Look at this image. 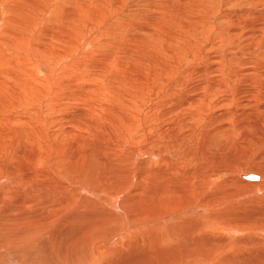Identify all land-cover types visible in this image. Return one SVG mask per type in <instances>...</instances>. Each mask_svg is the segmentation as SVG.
I'll list each match as a JSON object with an SVG mask.
<instances>
[{"label": "bare ground", "instance_id": "bare-ground-1", "mask_svg": "<svg viewBox=\"0 0 264 264\" xmlns=\"http://www.w3.org/2000/svg\"><path fill=\"white\" fill-rule=\"evenodd\" d=\"M237 1L239 2V0H237ZM244 1H246V0H244ZM248 1H250L252 4L254 3V4H258V5H264V0H247V2ZM115 4H114V6H115ZM119 5H122V4L120 3ZM160 6L162 7V5H160ZM160 6H158V7H160ZM164 6L166 7V5H164ZM167 6H169V5H167ZM75 7H77V8H75ZM107 7L111 8L112 3H110V1L108 3L107 2L105 3L104 0H103V2H102V0H97V1L96 0L95 1L94 0H0V70H1V72H0V120L1 121L0 122H3L2 118H4V116L2 115L3 109L5 110V108H8L9 106L12 107L17 102L25 100V99L26 100L35 99V101L38 102V98H41L43 100V97H44V98H46L45 101L48 100L47 104L50 105L49 107H51V109H58V108L60 109L61 106H64L65 104L70 106L71 103L70 104L68 103V101H70V99H75V101L77 100L78 105H80L81 101H82L81 97H84L86 99L85 96L91 97V95H93L92 93H94V90H95L94 86L89 87L85 84V86H87L90 90H86L87 88L85 86L83 88H86V89L83 90L81 88L82 90H80V89L78 90L77 88L81 83L79 85L77 84L78 86L76 87V89L75 88L73 89L74 86H71V85L74 83L82 82L83 80H88V81L92 80L91 81V83H92V82H94L93 81L94 79L95 80H96V78L98 79V77L101 75V74H99V72L104 67L102 64L103 61L101 62V59L104 60L106 58H104L105 55L103 56V54L96 53L100 47L99 48L95 47L96 48L95 49L93 46H91V48H89V50H90L89 54L93 53V56H94V54L98 55V56H94L93 59L91 58V60H90L89 54L86 55L88 58L83 59L81 57H83V51L88 49V48H86L85 50L82 51V49L85 48V47H83V45H87V42L89 41L88 39H91V37H90L91 32L89 30V27L96 25L97 23H99L98 21L100 19L102 20L107 15V13L109 12V9H107ZM162 8H164V7H162ZM174 8H176V7H174ZM90 11H92V14L88 13ZM151 11H153V10L151 9ZM180 11L181 10L175 11L174 9L167 10V12L156 13L158 15L155 14L156 16L148 18V23H146V25H147L146 30L148 32V38H147V40H144V41H147V44L150 43L151 45H153L154 43H156V45H158V41H162L166 44L165 46H167L168 42L169 43L170 42H177L176 37L174 38V35L171 33L168 26L172 23H179L180 22L179 19H174V15H177L178 18L179 17H181V18L185 17L184 14L183 15L181 13L177 14V12H180ZM189 16H187L185 19L189 18ZM193 18H194V16H193ZM263 19H264L263 16H260V17L254 18L252 20H256L259 23V21H262ZM234 21L235 22L232 21L234 23V27L231 30H229V33H228L229 34L228 36H230L231 39L234 38L233 44H236L237 46H239V48L248 49V43H250L253 45V51H254L255 55L259 58H263L264 54L260 51L259 48L264 46V36H263L264 24H263V26H261L262 25L261 22L259 24H257V23L255 24L254 22L251 23V25L255 26V29L257 27H260V29H261V31H259L258 36L255 34V32H254L253 36H251L252 33L250 31H248V32L245 31L246 27H249L248 25H246V22H244V21L241 22L239 20H234ZM47 22H51V23H49V26L46 27L44 25ZM128 25H130L128 20L123 19L122 21H120L118 23V25L116 27L114 26V27H109L108 29L107 28L106 29L109 30V32L110 31L112 32V33L110 32V34H112L111 36H114L116 34H120L119 32L122 31V29H119V28L125 27L124 29H126V27ZM137 27H139V26H137ZM35 28L38 29V32H39V36H37V37H33L34 32L32 34V30ZM171 28H172V26H171ZM128 29H129V31L131 30L130 27ZM128 29H127V31H128ZM173 30H176V29H173ZM136 31H138V30H135V32ZM161 31L163 33H160ZM103 33H105V32H103ZM138 33H139V31H138ZM140 33H141V31H140ZM122 35H124V33ZM128 35L130 36V34H128ZM135 35L137 38L136 33H135ZM135 35H132V36H135ZM139 36H140V34H139ZM139 36H138V39H139ZM179 36H180V34H179ZM117 37L122 38L119 40H122V41L127 43L126 40H123V37H120L119 35ZM108 39H109V36L107 37L104 34H103L102 38L100 39V45H101V47L105 46L104 49L106 48L107 45H109V43L107 42V41H109ZM113 39H116V38H113ZM132 39H133L132 41H134L135 38L132 37ZM138 39H136V40H138ZM140 39H141V37H140ZM3 40H7L8 42L4 43ZM116 40H118V39H116ZM141 40H143V39H141ZM122 41L121 42L117 41L114 44L116 46L115 48L121 47L122 45L128 46L129 44L131 45V43H132L130 41L129 44H125ZM128 42H129V40H128ZM122 43H124V44H122ZM141 44H142V42H141ZM141 44H138V45L141 46ZM145 44H146V42H145ZM217 44H219V43H217ZM110 46H112V48H114L113 45L110 44ZM135 46H132L131 49H134L135 51L138 52V50H136L137 48ZM86 47H89V46H86ZM142 47H144V46H142ZM142 47H139L140 48L139 52H141L143 50V49H141ZM145 48H146V46H145ZM167 48L168 47H166V49ZM118 49H120V48H118ZM134 50H131V51H134ZM187 50H189V49H187ZM175 51H176V49H175ZM105 52H103V53H105ZM177 52H178V50H177ZM129 53H130V51H128L127 54H129ZM133 53H135V52H133ZM157 53H159V52H157ZM137 54H140V53H137ZM101 55L103 56L104 59L101 58L102 57ZM133 55H135V54H133ZM171 55L173 56L172 52L169 51L167 54H165V56L167 58L165 56L164 57L157 56V58L155 57L154 59H152L150 61L146 58V56H144L145 61L147 59V66H148V63L151 64V61H152V64L155 67V72H153L152 75L154 76L156 81H154L155 83L149 85L150 87H148V91L152 92L153 90H156V89L163 91L166 84H168L169 79H168V77H165V76L168 73V70L172 66L169 63V58H173ZM123 56L128 57L126 55H123ZM105 57H107V55ZM110 57L111 56L109 55L108 59H107L108 61H109V59L111 60ZM138 57H139V55L136 58H138ZM129 58H131V57H129ZM165 58H166V60H165ZM177 58L178 57H176L174 59H177ZM119 59L120 58H118V61H116V59H115V60L111 61L110 63H113L114 67L116 65H118L120 67V65H121L120 60L121 59L120 60ZM123 59H124V57H123ZM142 59H144V58H142ZM234 60H235V58H234ZM135 61H136V59L134 60V62ZM258 62H261V61H258ZM135 63H137V62H135ZM122 64H123V62H122ZM128 64H130V63H128ZM105 65H109V64L107 63ZM169 65H170V68H169ZM262 65H260V63H259L255 67L256 72L252 74V76H254V83L255 84H256L255 79H256V77L258 78L259 83L257 82V86L256 85L255 86H256V89L258 88V86H260V90L262 88H264V73L262 74V77L260 75V68ZM118 66H116L115 68H118ZM153 66H152V69H153ZM262 68H264V67H262ZM120 69H121V67H120ZM107 70H105V71H107ZM116 70L117 69H115L114 72H116ZM114 72H113V74H115ZM174 72H176V71L174 70ZM242 72L243 71H241L240 73H242ZM233 73L236 74V69L233 70ZM109 75L112 76L111 73ZM115 75L117 76L119 74L117 73ZM242 75L240 77H242ZM102 76H105V75H102ZM56 77L57 78L63 77L66 79H60L59 80L60 82L55 83ZM115 78L116 77H114V79ZM119 78H120V76H119ZM5 79H7L8 81H6ZM88 81H85V82L87 83ZM96 81H98V80H96ZM247 81L249 82V80H247ZM250 81H252V80L250 79ZM101 82H102L101 86L98 85V87L100 86V88H102L104 90L108 81H106L104 79V80H101ZM115 82H113V80H111V81L109 80V82H108L110 84L109 88H113V85L115 84ZM147 82H149V81H147ZM116 83H118V82H116ZM122 83H123V81H122ZM124 83L129 84V82H127V83L124 82ZM234 84H236V83H234ZM83 85H84V83H83ZM83 85L81 84L80 86L82 87ZM93 85H95V84H93ZM117 85L118 86H116V87L119 88L120 91L116 90L117 92H114V93H116L114 97L117 96V98L119 100H121L124 96L122 91L125 92V90H127V88L125 86H123L121 83H119ZM210 85H211V81L208 83V86H210ZM208 86L206 85L205 87L207 89H211V90L218 89V88H212V87L208 88ZM229 86H230V84H229ZM250 86H253V85H250ZM128 87H130V86H128ZM176 87L177 86L170 87L169 89H167V91L165 93L166 94L165 98H163L160 101L161 105H163L167 102L166 103L168 105L167 108L170 107L172 104V107L167 109V111L166 110L162 111L164 119H165V117L169 116L172 113L173 114L177 113L178 108H181L178 104L172 103V94H170V93H171V91L174 90L173 88H176ZM248 87H249V85H248ZM184 88L190 89L192 92L195 90L203 89V84H197V86H190V87H184ZM177 89H179V88H177ZM92 90H93V92H92ZM180 90H181V88H180ZM98 91H99V89H98ZM95 92H97V90ZM173 92H176V91H173ZM184 92H186V91H184ZM128 94L129 93H127V95ZM127 95L124 98L128 97ZM149 95H151V94H149ZM188 95L189 94H187V96ZM205 95H207V94H205ZM130 96H132V94ZM112 97H113V94H112ZM112 97L109 98L110 101H111ZM155 98H157V97H155ZM62 99H67V100H65V102H64V100L62 101ZM91 99H93V98H91ZM94 99H97V98H94ZM79 100H81V101L79 102ZM88 100H86V102ZM106 100H108V99H106ZM113 100L115 101L116 99H113ZM186 100H188L187 102L189 105L195 104V105L199 106V108L204 107L203 105L200 104L201 100L199 101L198 99H196L194 97H192V98L189 97ZM72 101H74V100H71L70 102H72ZM83 101H85V100H83ZM89 101H88V104H86V105L84 104L86 106L85 112L87 111L86 109H89L90 111H93V110L95 111V108L99 109L100 106L98 107L97 102L96 103H91V102L89 103ZM116 101H118V100H116ZM130 101L132 102L133 100H131V98H130ZM224 101L222 103H224ZM248 101H250V100H248ZM92 102H94V101H92ZM106 102H108V101H106ZM121 102H119V105L121 104ZM124 102H127V100ZM252 102H253V100H252ZM19 103H17V104H19ZM44 104H45V102H44ZM117 104H115V105H117ZM127 104H129V103L127 102ZM249 104H251V103H249ZM78 105L76 104V107ZM84 105H83V108H84ZM29 106H32V105L30 104ZM73 106H75V105L73 104ZM110 106L112 107V105H109V107ZM127 106H129V105H127ZM114 107L116 108V106L113 105V108ZM155 107L156 106H154V109H155ZM261 107H262V110L264 111V104H262ZM62 108H64V107H62ZM104 108H106V107H104ZM156 108H158V107H156ZM45 109H47V107ZM73 109H74V107H73ZM131 109H132V107H131ZM134 109H135V107H134ZM134 109H132V110H134ZM164 109H166V108H164ZM60 110H63V109H60ZM64 110H65V114L63 111L64 115H66L68 112H69V114H71L69 110H67V111H66V109H64ZM70 110H72V108ZM107 110H109V109H107ZM107 110H105V111H107ZM110 110H112V108H110ZM122 110H124V109H122ZM55 111L57 112V110H55ZM74 111H76V109ZM80 111L82 112L81 109H80ZM112 111L115 112L116 109L115 110L113 109ZM112 111H110V112H112ZM124 111H126V110H124ZM77 113L80 114V112H77ZM77 113L74 112V115ZM97 113H99V112H97ZM106 113L107 112H105V114H103L104 117L109 118ZM130 113H131V110H130ZM244 113H246V112H244ZM54 114H55V112H54ZM69 114H68V116H69ZM92 114L93 113L91 112L90 118L92 119V117H93L94 119H92V120L94 121L96 119L94 116H92ZM117 114H119V112H117ZM31 115L34 116V114H31ZM72 115H73V113H72ZM82 115H85V118H87L86 115H88V114L82 113L81 116L79 115V118L82 117ZM110 115L112 116L113 113L112 114L110 113ZM115 115L116 114H114L113 116L115 117ZM223 115H225V114H223ZM11 116H12V114H11ZM68 116L66 115L65 117L67 118ZM128 116H127V118H128ZM155 116H157V115H155ZM240 116H242V115H240ZM250 116H252V115H250V114H249V116L246 115L245 122L238 124L237 127L234 126L236 130L234 129V127L231 128L229 126H220L218 128L217 132L221 131V136L224 138L228 137L229 135H231L233 133L232 129H233V131L240 132L244 128H247L249 126L250 123H249L248 118H250ZM9 117H10V115L8 117H6L7 120L12 119ZM34 117H29V118L35 119L39 116H37L35 118ZM55 117H56V115H55ZM55 117H53V118H55ZM59 117L61 118L60 115H59ZM65 117H63V119ZM70 117L72 118L71 115L69 116V118ZM88 117H89V115H88ZM101 117H103V116H101ZM101 117H99V118H101ZM125 117H122L119 114V117L117 118V121L119 122L121 129H123L125 126L128 127L129 125H131L130 123L132 120L130 119L131 120L130 121V120H128L129 118L127 119ZM220 117H221V115H220ZM17 118H19V117H15V120H17ZM74 118H77V117H73V119ZM134 118H135V116H134ZM13 119H14V117H13ZM22 119H23V121L26 120L24 117H22ZM55 119L57 120V118H55ZM104 119H106V118H104ZM198 119H200V118L198 117ZM251 119H250V122L252 121ZM41 120H44V119L42 118ZM87 120L90 121L88 118H87ZM87 120H85V121H87ZM100 120L97 117V121H99L97 123H100ZM26 121L27 122H24V123H30L28 121V119ZM35 121H36V119H35ZM72 121L70 120L71 123H73ZM13 122H11V123H13ZM15 122H18V121H15ZM62 122L63 121H61L60 124H62ZM95 122L96 121H94L93 123L95 124ZM153 122H156V121H153ZM181 122L183 125H185L183 128L181 127L182 125L180 124V122H176L169 129H166V130H170L174 134L173 136L175 137V140H172V141L170 140V142L172 144L178 143L177 142L178 138L181 139L182 134L184 132L186 133V131L188 132L189 128H191V126H190L191 124H189V122L187 120H182ZM33 123L34 122H32V124ZM65 123L63 122V124H65ZM76 123H74V125ZM79 123L84 125L83 123H81V121L78 122V124ZM91 123H92V121H91ZM106 123L107 122H105V124ZM113 123L116 124L117 122L113 121ZM67 124H69V122H67ZM94 124H93V126H95ZM102 124H104V123L102 122ZM0 125L2 127H4L3 124H0ZM10 125H15V123L10 124ZM26 125H24V126H26ZM91 125L92 124H90V126ZM116 125L119 126L118 123ZM132 125H134V124H132ZM5 126H7V125L5 124ZM21 126H23V125H21ZM115 126H113V129L116 128ZM12 127L14 128L16 126H12ZM35 127H36V125H35ZM54 127H55V125H54ZM54 127H52V129ZM67 127H66V129H68V131L66 129H64L65 131L60 130L61 131L60 133H56L55 131H51L50 136L46 135V131H45L46 128L44 130L45 134L42 133V131L39 128L38 132L41 131V133L44 135H39V133H38V136L35 139L30 138V140H27V141H32L34 143H37L38 146H40L42 149H45L44 151H50L49 150L50 148L55 147L54 149L57 152V155H55V156L54 155L53 156L52 155H45L44 153H35V152L33 153V152L26 151L25 150L26 148L24 149L20 146L21 143L19 141H18L19 142L18 145H17V143H15L17 139L13 138L15 142L11 141L10 136L7 135L5 133V131L0 129V264H194V261H196L198 259V256H203L204 260H206V259L213 260L214 259L213 255H215L217 251L220 252V249H222L223 245L224 246L229 245V244H225V243L223 244V243H219V242H215V244H211V242L209 240L206 242V241H203L204 238L202 240L200 239V235L202 233V227L204 228L208 219L210 217H213V215L211 214L208 218H205V217L200 218L201 217L200 215H202V214L200 212H197V211H199L198 207L190 202L192 197L190 198L189 196L193 195L194 194L193 192H195V191H191V190H193V189H191L193 187H190V189H191L190 190V189H188L189 188V186H188L189 182L185 186V185H182V184H184L183 181L175 180L177 178L173 179L170 177L171 176L170 174H172V176L175 177L176 176L175 174L178 173V170L175 166L174 167L170 166L169 168L163 167V166H159L157 168L149 167V171H148L149 174L148 175L150 177V180L148 181V186H147L148 189L142 188V190L145 191V194H146V196L144 195L143 198L142 197L140 198V196L143 194L142 193L140 195L142 190H140V192H138L139 194H137L136 190H138V189L134 190L135 192L133 191V193L127 195L126 200L120 201L118 203H117V201H115V203L112 201V203L110 204V202H108L107 200L102 201L101 198L100 199L98 198V196L97 197L94 196V191L92 190L93 192H91L88 187H91V186L102 187V189H106L111 194H115V195L118 194V196H117L118 198L121 197L119 195H121V193H123V192L120 193L119 187L122 186L124 184V182H126V180H124V179L127 176L124 175V177H123L124 179H122V180H118V179L116 180L117 176L114 177L112 175L113 178H111V176H110V179L112 181L109 184H107V186H106V183H107L106 181H109L108 178L106 179L102 174L99 175L97 169L94 170L95 169L94 160L96 161V155H98L97 152H98L99 148L95 145L93 146L90 144V142L92 143L93 138H91L92 140L89 139L90 140L89 143L88 142L86 143V141L84 140V139H86L85 138L86 136H84L82 134V132L80 133V135L84 136L82 138H84L83 140L85 142L82 141V138L80 140H78L79 145H80L79 148L82 149V151H83V158L82 159L80 158V160L82 162L80 160H78V161H79V163H82V164L81 165L77 164L73 160H71V154L68 155L69 154L68 151L70 152L69 149L72 147H68V150H66L67 149L66 147L70 143L69 140H71V139L73 140V138H70V137H69L70 138L69 139L68 135H67L68 134L67 132H70L71 129H73V127L72 128H70V127L67 128ZM82 127L86 128L85 125ZM98 127H101V126L99 125ZM98 127H96L97 130H99ZM105 127L106 126H104V128ZM120 127H119V129H120ZM127 127H125V128H127ZM154 127H156L155 124H154ZM36 128H38V127H36ZM36 128H34L33 130H36ZM69 128H70V130H69ZM104 128H101V129H104ZM107 128H110V127H107ZM107 128H106V130H108ZM15 129H14V131H15ZM78 129H80V128H78ZM90 129H92V126ZM237 129H239L240 131ZM4 130H6V132H7V129L4 128ZM20 130H21V128H20ZM117 130L118 129L116 128V131ZM124 130L126 131V129H124ZM128 130H130L129 127H128ZM30 131H31V129H30ZM73 131H76V130H73ZM93 131H95V129ZM103 132L106 133L105 131H103ZM108 132H109L108 133L109 135H110V132H111V134L113 133L112 129H111V131H108ZM118 132L120 134L119 130H118ZM165 132H167V131H165ZM165 132H164V134H165ZM169 132H167L166 134H168ZM12 133H13V131H12ZM16 133H18V132H16ZM76 133H78V131ZM121 133H124V131ZM27 134H29V133H27ZM95 134H97V133H95ZM116 134H117V136L119 135L117 132H116ZM129 134L132 135V132ZM12 135H15V134L13 133ZM72 135H74V134H72ZM112 135H114V134H112ZM152 135H149V138ZM18 136H19V134H18ZM114 136H112L113 139H114ZM125 136H126V134H125ZM125 136H123V137L125 138ZM133 136H134V134H133ZM88 137H89V135H88ZM184 137H189V135L185 134ZM74 138H77V137H74ZM77 139H79V137ZM163 139H165V138H163ZM67 140L69 141V143L67 142ZM167 140H168V138H167ZM21 141H23V140L21 139ZM74 142H75V140H74ZM154 142L155 141H153V143ZM156 142H157V140H156ZM162 142H163L162 144H165L164 141H162ZM226 142H227V140H226ZM229 142H227V143H229ZM71 144L74 146L75 143H73L71 141L69 146H71ZM28 145H29V143H28ZM180 145H178V146L180 147ZM168 146H170V145H165L161 150L168 148ZM159 147L161 148L162 146H159ZM152 148H150V149L148 148L149 151L150 150L152 151L149 155L150 158L153 159L156 156H160V155L156 154L155 148H153V149ZM76 149H74V150L76 151ZM177 149H179V148H177ZM63 150H65V151L63 152ZM173 150H174V148H173ZM185 150H188V149H185ZM27 152H29V153H27ZM61 152H63L64 154L66 152L67 155L62 154L63 155L62 156V155H60ZM72 152H74V151H72ZM49 153H52V152H49ZM179 154H180V152H179ZM99 155H100V153H99ZM189 155L191 156L190 152H189ZM54 158H55V160H54ZM56 158H58V160ZM155 159H157V158H155ZM56 160H57V162H56ZM97 160H98V158H97ZM148 160H150V159H148ZM159 160H160V158H159ZM53 161H55V163H58V161H59V163L62 165V170L61 171L59 170L60 173L55 171L58 173V175H57L58 177L54 176V174H53L54 169L53 170L51 169L52 167H54V164H55ZM165 162H166V160H165ZM168 162L170 163V161H168ZM192 162H194V161H192ZM52 164H53V166H52ZM187 164H188V162H187ZM243 164L244 163L241 161L238 165H240L239 167H241V165H243ZM40 165H43V166L46 165L47 169L39 170L38 168H41ZM106 165L108 167L105 170H108V171L112 170V169H110L111 166H113L112 164L111 165L106 164ZM115 165H114V167H115ZM197 165H199V164H197ZM202 165H204V164H202ZM197 167L200 168L201 163H200V167L199 166H197ZM44 168H42V169H44ZM48 169H50V170H48ZM56 169L57 168H55V170ZM194 169H195V167H194ZM181 171H182V169H181ZM181 171H179V172L181 173ZM195 172L198 173L197 171H195ZM189 174H190V172H189ZM201 176H202V174H201ZM207 176L208 175H206L205 179H207ZM118 178H120V177H118ZM129 178H131V177H129ZM129 178L127 180L128 183L130 182ZM200 180L203 182L202 179H200ZM207 180H205V181L207 182ZM237 180L242 185L243 184L256 185L259 182H260V184H262V182L264 181V162L261 164H258V166H256V167H253L252 170H249V171H248V169L244 170V169L240 168L239 174L237 176ZM251 181H259V182H251ZM185 182H186V180H185ZM193 182H195V181H193ZM196 182H195V184H196ZM202 182H200V183H202ZM262 185H264V184H262ZM191 186H194V185H191ZM196 186H198V185H196ZM245 187H246V185H245ZM195 189L198 191L199 187H197V188L195 187ZM74 190L86 192V194H90L93 197L92 196L91 197L84 196L82 199H80V203H78V201L74 202L72 199L73 203H71L70 202V198H71L70 194H72V192ZM190 191L192 193H190ZM62 194H64L65 197H59ZM73 194H75V195H72L74 197H76V196L81 197V195L78 193H73ZM97 194H99V193H97ZM100 196L101 195H99V197ZM211 197H212V195H211ZM113 199L115 200L116 198L113 197ZM212 200H214V199H212ZM75 201H76V198H75ZM107 202L109 203L108 206H103V204L104 203L106 204ZM224 211H226V210H223L221 212H216V213L220 214V213H223ZM223 214H225V215H223ZM223 214H221L222 217L228 216V214H226V213H223ZM260 214L262 215V213H260ZM181 216H184L186 218L185 221H181L179 219ZM172 220L176 221V222H174L175 224L170 222ZM153 226L154 227L155 226L156 227H165L166 230L162 234H154L148 238V233H150V230H151L150 227H153ZM223 228H225V227H223ZM259 239L257 238L256 241H254L256 244L253 243L252 239H250V242L247 241V243L248 242L253 243L254 245H257V243H259L257 245V247H259V245H261V246L263 245L262 248L264 249V244H260ZM241 240H242V238H241ZM235 242H237V241H235ZM243 243L244 242L239 241V242L233 243V244H235L236 246H238V245L240 246ZM261 246L258 248L259 251H260ZM240 247H242V245ZM253 247H255V246H253ZM248 248L249 247H247V250H248ZM223 249H224V247H223ZM230 249H233V248H230ZM230 249H228V251ZM244 249H243V247L241 248V250L238 249V251H236L237 253H235V252L230 253L229 252L226 254H223V253L220 254L218 252L220 255H215L218 257L217 259H215L212 262L209 260H206V261H208L209 263H214V264H264V250L261 249L260 252L255 251V253H250L247 251L246 252L243 251ZM236 250H237V248H236ZM212 257H213V259H212ZM195 264H203V263L198 262Z\"/></svg>", "mask_w": 264, "mask_h": 264}, {"label": "rangeland", "instance_id": "rangeland-1", "mask_svg": "<svg viewBox=\"0 0 264 264\" xmlns=\"http://www.w3.org/2000/svg\"><path fill=\"white\" fill-rule=\"evenodd\" d=\"M109 1H110V3H112V7L111 8L107 7V9H109V12L103 18L104 20L100 19L98 21L99 23H97L94 26L89 27V30L91 32V36H90L91 39H88L89 41L87 42V45H83V47H85V48H83L82 51L85 50L86 48H88V49L83 51V57H81V58H83V59L88 58L86 55H88L90 53L89 48H91V46H93L94 48L100 47L96 53L103 54V56L107 55V57L104 56V58H106V59H104L103 56L101 55L102 56L101 58L104 59V60H102L100 58L101 62L103 61L102 64L104 67L99 72V74H101V75L98 77V79L96 78V80H98V81H96L94 79L93 80L94 82H92V83L95 84L97 87H98V85L101 86V84H102L101 80H104V79L108 82H109V80L110 81L113 80V82L116 81L118 83L115 82V84L113 85V88H109L110 84L107 82L104 90L102 88H100V86L97 88L95 85H93L91 83L92 80H89V81L83 80L82 82L74 83L75 85L74 84L71 85V86H74L73 89L74 88L76 89V87L80 83L82 85L84 83V85L82 87L80 86L81 84L78 86V88H77L78 90L79 89L84 90L86 88H87L86 90H90L87 86H89V87L94 86V88H95L94 93H92L93 95H91V97L85 96L86 99L84 97H81L82 101L79 100V102L81 101V104L79 103L81 106L78 105L77 100L75 101V99H70V101L74 100L75 102L74 101H72V102L68 101V103L69 104L71 103L72 105L70 104V106H68L67 104H65L64 106H61L60 109H63V110H60L59 108L58 109H51V107H49L50 105L47 104L48 100L45 101L46 98H44V97H43V100L41 98H38V102L35 101V99H29V100L25 99V100L19 101L20 103L17 102L19 104L16 103L12 107L9 106L8 108H5V110L3 109L2 115L4 116V118H2L3 122H0V124H3L4 127H2L0 125V129L5 131V133L10 136L11 141L15 142L14 139H17L15 143H17V145H18V143L20 142L22 144V145L20 144V146L24 149L26 148L25 149L26 151L33 152V153L34 152L35 153H44L45 155H52V156L54 155L55 156V155H57V152L54 149L55 147L50 148L49 149L50 151H44L45 149H42L40 146L37 145V143H34L32 141H27V140H30V138L35 139L38 136V133H39V135H44L45 134V132H44L45 128H46V130H45L46 135L50 136L51 131H55L56 133H60L61 131H65L64 129H66L67 126L70 128L73 127V129H71L72 132L71 131L67 132L68 133L67 135H68V138L69 137L73 138V140L72 139L69 140L70 138L68 139L70 141V143L72 141L75 144H74V146L72 144H71V146H69L70 143L67 140L69 145H67L66 150H68V147H72V148L74 147L73 149L72 148L69 149L70 152L68 151V153H69L68 155L71 154V160H73L75 163L80 164V165L82 163H79L78 160H80V158L81 159L83 158V151H82V149L79 148L80 145H79L78 140H80L82 137L86 136L85 137L86 139L82 138V141L85 140L86 143L87 142L89 143L90 140H92L91 138H93V141H92V143L90 142V144L93 146L94 145L97 146L99 148L98 152L100 153V155H99V153L97 152L98 155H96V161L94 160V164L96 165V166L94 165V167H95L94 170L97 169L99 175L102 174L106 179L108 178L109 181H106L107 182L106 186H107V184H109L112 181L110 179V176H111V178H113L112 175L114 177L117 176L116 180L117 179L122 180V179H124L123 178L124 175L127 176L124 179V180H126V182H124V184L119 187L120 193L123 192V193H121V195H119V196H121L119 198L117 197L118 194L117 195L111 194L106 189H102V187H98V186L97 187H95V186L88 187L91 192L94 191V196H96V197L98 196V198L99 199L101 198L102 201L107 200L108 202H110V204L112 203V201L114 203H115V201H117V203H118L120 201L126 200V196L133 193V191L136 189H138V190H136L137 194H139L138 192H140V190H142V188L148 189V187H147L148 181L150 180V177L148 175L149 174V172H148L149 167L157 168L159 166H163V167L169 168L170 166H172V167L175 166L178 170V173L175 174L176 175L175 177L172 176V174H170L171 176L170 175L169 176L173 179L177 178L175 180L183 181L184 184H182V185H185V186L189 182V184H188L189 188L188 189H190V187H193V188H191L193 190H191V189L190 190L195 191L193 193L194 194L196 193V194L195 195L193 194L194 196L193 195H190V196L188 195V196L190 198L192 197L190 202L198 207L199 211H197V212H200L203 215V216L200 215L201 216L200 218H204V217L208 218L211 214L213 215V217H210L208 219V221L205 225L206 227L205 226H204V228L202 227V233L200 235V239L202 240L204 238L203 241H206V242L209 240L211 242V244H215V242H219V243H223V244L224 243L229 244V245H225V246L223 245L222 249L224 247L225 250L220 249V252L217 251L215 255H220L222 253L226 254L229 252L230 253H234V252L237 253L236 251H238V249L241 250L242 247H243V249L245 248L243 251H245V252L247 251L250 253H255V251L260 252L261 249L264 250L262 248L263 245L262 246L259 245V247L261 246L260 251L258 249L259 247H257V245L259 243H257V245H254V244H256L254 241H256L257 238L258 239L260 238L259 239L260 244H264V241H263L264 240V185H262V184H264V181L262 182V184H260L259 181H251V182H259V183L256 185H249V184L248 185L247 184L242 185L237 180V176L239 174L240 168H242L244 170L248 169V171H249V170H252L253 167H256V166H258V164H261L264 162V111L262 110V107H261V105L264 104V93H263L264 88H262L260 90V86H258V88L256 89L257 82L259 83V81H258V78L256 77V79H255L256 84H255L254 83V76H252V74L256 72L255 67L259 63H260V65L263 64L261 66V68L264 67V57L259 58L255 55V53L253 51V45L252 44L247 42L248 43V49L239 48V46H237L236 44H233L234 38L231 39L230 36H228L229 30H231L234 27V23H233V22H235L234 20L246 22V25H248L249 27H246L245 31L246 32L250 31L252 33L251 36H253V34L255 32V34L258 36L259 31H261L260 27H257L255 29V26L251 25V23L254 22L255 24L256 23L259 24L261 22L262 23L261 26H263L264 19L262 21H259V23H258V21L252 20V19L260 17V16H263V18H264V15H263L264 14V5H258V4H254V3L252 4L250 1L247 2V0L246 1L239 0V2L237 0H104L105 3L106 2L108 3ZM102 2H103V0H102ZM120 3L122 5H119ZM114 4H115V6H114ZM160 5H162V7H164V8H162ZM164 5H166V7ZM167 5H169V6H167ZM158 6H160V7H158ZM174 7H176V8H174ZM75 8H77V7H75ZM151 9L153 11H151ZM172 9H174L175 11L181 10L182 12L181 11L177 12V14L181 13L182 15L183 14L185 15V17H182V18L181 17L178 18L177 15H174V19H179L180 22L179 23H172L168 26L171 33L174 35V38L176 37L177 42H170V43L168 42L167 46H165L166 44L162 41H158V45H156V43H154L153 45H151L150 43L147 44V41H144V40H147V38H148V32L146 30L147 29L146 23H148V18H151V17L158 15L156 13L167 12V10H172ZM88 13L92 14V11H90ZM187 16H189V18L185 19ZM193 16H194V18H193ZM123 19L128 20V22L130 23V25H128V26L131 28V30L129 31L128 26L126 27V29H124L125 27L119 28V29H122V31L119 32L120 34H116L114 36H111L112 35V34H110L111 31L109 32V30H107V29L109 27H114V26L116 27L118 25V23L120 21H122ZM49 23H51V22H47L44 26H46V27L49 26ZM137 26H139L140 28ZM171 26H172V28H171ZM127 29H128V31H127ZM173 29H176V30H173ZM135 30H138L139 33H138V31L135 32ZM263 30H264V26H263ZM140 31H141V33H140ZM33 32H34V34H33ZM103 32H105V33H103ZM122 32L124 33V35H122L123 34ZM135 33L137 34V38H136ZM160 33H163V32L161 31ZM32 34H33V37L39 36L38 29H36V28L33 29ZM103 34L106 35L107 37L109 36V39H108L109 41H107L109 43V45H107L105 49H104L105 46L101 47V45H100V39L102 38ZM128 34H130V36ZM131 34L135 35V36H132ZM139 34H140V36H139ZM179 34H180V36H179ZM118 35L120 37H123V40H126L127 43L122 41V40H119L122 38H118L117 37ZM131 36L133 38H135L134 41H132L133 39ZM138 36H139V39H138ZM263 36H264V34H263ZM140 37L143 40H141ZM113 38H116L118 40L113 39ZM136 39H138L140 42ZM128 40H129V42H128ZM187 40L188 41L190 40L191 42L190 41L188 42ZM117 41H120V42L122 41L125 44H129L130 41L132 43H131V45L129 44L130 46L129 45L128 46L122 45L121 47L115 48L116 46L114 44ZM3 42L7 43L8 41L3 40ZM141 42H142V44H141ZM145 42H146V44H145ZM124 43H122V44H124ZM217 43H219V44H217ZM110 44L113 45L114 48H112V46H110ZM138 44H141V46ZM86 46H89V47H86ZM132 46H135L137 49L135 47L134 48L136 50H138V52L135 51L134 49H131ZM142 46H144V47H142ZM145 46H146V48H145ZM139 47H142L141 49H143L142 51L140 50L141 52H139V49H140ZM166 47H168V48L166 49ZM118 48H120V49H118ZM175 49H176V51H175ZM187 49H189V50H187ZM259 49L264 54V46L260 47ZM131 50H134V51H131ZM177 50H178V52H177ZM128 51H130L129 54L131 56L129 54H127ZM156 51L159 53H157ZM169 51L172 52L173 56L172 55L171 56L173 58H169V63H170V65H172L171 66L172 69L170 68V65H169L170 69L168 70V73L165 76V77H168V79H169L168 84H166V86H165L166 89L164 88L163 91L156 89V90H153L152 92H150V91H148V87H150L149 85L155 83L154 81H156L154 76L152 75L153 72H155V67L152 64V61H151V64L148 63V66H147V59L150 61V60L154 59L155 57L157 58V56L164 57L165 54H167ZM103 52H105V53H103ZM131 52L132 53L135 52V53H133L135 55H133ZM137 53H140V54H137ZM109 55L111 56L110 57L111 60L109 59V61H108L107 59H108ZM123 55H126L128 57H125ZM136 55L137 56L139 55V57L136 58L137 57ZM89 56H90L89 58L91 60V58L93 59L94 56H98V55L94 54V56H93V53H91V54H89ZM144 56H146V58H147L146 61H145ZM123 57H124V59H123ZM129 57H131V58H129ZM176 57H178L179 59L178 58L174 59ZM118 58L121 59V60L119 59L121 61V65H122V66L120 65L121 69L118 65H116V66H118L119 69L115 68L116 66L114 67L113 63H110L111 61H113L115 59H116V61H118ZM142 58H144V59H142ZM166 58H165V60H166ZM234 58H235V60H234ZM133 59L134 60L136 59L135 62H137V63H135ZM258 61H261V62H258ZM122 62H123V64H122ZM107 63L109 65H105ZM128 63H130V64H128ZM151 65L153 66V69H152ZM114 68L117 69L119 72L117 70H116V72H114L115 71ZM261 68H260V75L262 77V74L264 73L263 72L264 68H262V69ZM235 69H236V74L233 73V70H235ZM105 70H107V71H105ZM174 70L176 72H174ZM241 71H243V72L240 73ZM0 72H1V70H0ZM113 72L115 74L118 73L119 75L116 76L115 74H113ZM110 73L112 76L109 75ZM102 75H105V76H102ZM241 75H242V77H240ZM113 76L116 78L114 79ZM119 76H120V78H119ZM57 77L55 78L56 79L55 83L60 82L59 81L60 79H66L63 77H61V78H57ZM250 79L252 81H250ZM5 80L8 81L7 79H5ZM121 80L123 81V83ZM247 80H249V82ZM85 81H88L87 82L88 84ZM147 81H149L150 83ZM210 81H211V85L208 86V83ZM124 82H126V83L129 82V84H125ZM119 83H121L123 86H125L127 88V90H125V92L122 91L124 96L121 100H119L117 98V96L114 97L116 94L114 92L120 91V89L116 87V86H118L117 84H119ZM234 83H236V84H234ZM85 84L87 86H85ZM197 84H203V89L195 90V91L191 92L190 89L184 88V87H190V86H197ZM229 84H230V86H229ZM174 85L177 87L173 88L174 90L172 89L173 91H176V92L171 91V93H170V94H172V103L178 104L181 108H178L177 113H174V114L172 113L169 116L165 117V119H164L162 111H164V110L167 111V109L172 107V104L170 107L167 108V106H168L166 104L167 102L165 104L161 105L160 101L163 98H165V96H166L165 93H166L167 89H169L170 87H175ZM206 85L208 86V88L212 87V88H218V89H216V90L207 89L205 87ZM248 85H249V87H248ZM250 85H253V86H250ZM84 86L86 88H83ZM128 86H130L131 88ZM177 88H179V89H177ZM180 88H181V90H180ZM98 89H99V91H98ZM112 89L113 90L115 89V90L113 91ZM96 90H97V92H95ZM184 91H186V92H184ZM92 92H93V90H92ZM126 92L129 94L127 95ZM148 93L151 95H149ZM112 94H113V97H112ZM131 94H132V96H130ZM187 94H189L188 96L190 98L194 97V98L198 99L199 101L201 100L200 104L203 105L204 107L199 108V106H197L195 104L189 105L187 102L188 100H186L189 98L187 96ZM205 94H207V95H205ZM126 95L128 96V97H126L127 99L124 98ZM109 96L112 97L111 101L109 99L110 98ZM155 97H157V98H155ZM87 98L88 99L90 98L89 99L90 101ZM91 98H93V99H91ZM94 98H97V99H94ZM130 98H131V100H133L132 102L130 101ZM106 99H108V100H106ZM113 99H116L118 101H116V100L114 101ZM63 100L65 102V100H67V99H62V101ZM83 100H85V101H83ZM86 100H88L89 103L90 102L91 103L97 102L98 107L100 106L99 109L95 108V111L97 110L96 112L94 110L90 111L89 109H86L87 111L85 112V107H86L85 105L88 104V101L86 102ZM126 100L129 104H127V102H124ZM248 100H250V101H248ZM252 100H253V102H252ZM92 101H94V102H92ZM106 101H108V102H106ZM223 101H224V103H222ZM44 102H45V104H44ZM119 102H121L120 105H119ZM248 102L251 104H249ZM30 104L32 106H29ZM73 104L75 106H73ZM76 104L78 105L77 107H76ZM115 104H117L118 106ZM83 105H84V108H83ZM109 105H112V107L111 106L109 107ZM113 105L116 106V108L115 107L113 108ZM127 105H129V106H127ZM72 106L74 107V109ZM154 106H156L158 108L155 107V109H154ZM46 107H47V109H45ZM62 107H64V108H62ZM104 107H106L109 110H110V108H112V110L116 109V111L119 112L120 116H122V117L126 116L125 118H127V116L129 115L128 116L129 119L128 118L127 119L132 120V121L130 120L131 125L128 126L130 130H128L127 126H125L127 128L124 127L123 129H121L120 124L117 121L119 114H117L116 111L114 112L112 110H110V111H112V112H110L109 110H107ZM131 107H132V109H134V107H135V109L132 110ZM69 108L70 109L72 108V110H70ZM79 108L82 110V112L80 111ZM121 108L126 110L128 113L126 111L122 110ZM164 108H166V109H164ZM64 109H66V111L67 110L70 111L71 114H69V112H68L66 115L68 116V114H69V116L71 115L72 118L71 117L69 118V116L67 118L65 117L66 115H64L65 114ZM75 109H76V111H74ZM55 110H57V112ZM105 110H107V111H105ZM130 110H131V113H130ZM53 111L55 112V114ZM63 111H64V114H63ZM74 112H76V113L80 112V114L77 113V114H75L76 115L75 116ZM91 112L93 113L92 116H94L96 119V120H94V121H96L95 124L93 123L94 121L92 120L94 118L93 117H92V119L90 118ZM97 112H99V113H97ZM105 112H107L106 114L110 119L112 117L114 119L112 118L110 120L109 118L104 117L103 114H105ZM244 112H246V113H244ZM72 113H73V115H72ZM82 113H87L89 115V117H88V115H86V117L90 121H88L87 118H85V115H82V117L79 118V115L81 116ZM110 113L111 114L113 113V115L116 114L115 117L113 115L111 116ZM11 114L14 117V119L11 116ZM31 114H34L35 117H37V116H39V117L35 118ZM223 114H225V115H223ZM249 114L252 115V116H250V118H248L250 124L247 128H244L242 131L237 129L240 131V132H238V131H233V129H232V132L234 134L232 133L231 135H229L228 137H225V138L221 136V131L217 132L218 128L220 126H229L231 128L234 126L237 127L238 124L245 122L246 115L249 116ZM9 115H10L9 118H12L11 120H7V118H6ZM55 115H56V117H55ZM59 115L61 116V118L59 117ZM155 115H157V116H155ZM220 115H221V117H220ZM240 115H242V116H240ZM101 116H103V117H101ZM134 116H135V118H134ZM15 117H19V118H17V120H15ZM22 117H24L26 120L28 119V121L30 123H24L27 121L26 120L23 121ZM29 117H34L36 119V121H35V119L29 118ZM53 117L57 118V120ZM63 117H65V118L63 119ZM73 117H77V118L73 119ZM97 117L99 120L101 119L100 123H97V122H99V121H97ZM99 117H101V118H99ZM198 117L200 119H198ZM42 118L44 120H41ZM104 118H106V119H104ZM84 119L87 121H85ZM250 119L252 120L251 122H250ZM70 120L71 121L73 120L72 121L73 123H71ZM152 120L156 121V122H153ZM182 120H187L189 122V124H191L190 125L191 128H189L188 132L186 131V133L184 132L182 134L181 139L178 138V140H177L178 143L172 144L170 142V140L171 141L175 140V137L173 136L174 134L170 130H166V129H169L176 122H180V124L182 125L181 127L183 128L185 125L182 124V122H181ZM15 121H18V122H15ZM61 121H63L64 123L66 122V123L63 124V122H62V124H60ZM77 121L78 122L81 121V123H83L86 126V128L82 127L84 125H82L80 123L78 124ZM91 121H92V123H91ZM104 121L107 123L105 124ZM113 121L117 122L119 126L116 125L117 123L116 124L113 123ZM11 122H13V123H11ZM32 122H34V123L32 124ZM67 122H69V124H67ZM102 122L104 124H102ZM4 123L8 127L5 126ZM14 123H15V125H10V124H14ZM74 123H76L77 125L76 124L74 125ZM20 124L23 126L26 124L27 125L23 127ZM90 124H92L91 125L92 129L93 130L95 129V131L90 129L91 128ZM93 124L95 126H93ZM132 124H134V125H132ZM154 124L156 127H154ZM35 125L38 128H36ZM54 125H55V127H54ZM99 125L101 127H98ZM12 126H16V127L13 128ZM104 126H106V127L104 128ZM113 126H115L120 131V134H119L118 130L116 131L115 127H114L115 129H113ZM33 127L36 128V130H33L34 129ZM52 127H54V128L52 129ZM96 127H98L99 130H97ZM107 127H110V128H107ZM119 127H120V129H119ZM235 127H234V129H235ZM4 128L7 129V132H6V130H4ZM20 128L22 131L20 130ZM39 128L42 131V133H44V134H42L41 131L38 132ZM70 128H69V130H70ZM78 128H80V129H78ZM101 128H104V129H101ZM106 128L108 130H106ZM14 129L18 133H16L14 131ZM30 129L32 132L30 131ZM111 129L113 131L112 134H114L115 136L112 135L111 132H110L111 136L108 134L109 133L108 131H111ZM124 129H126L127 132ZM66 130L68 131V129H66ZM73 130H76V131H73ZM102 130L105 131L106 133H104ZM164 130L167 132H169V131L170 132L168 134H166L167 132H165ZM12 131L15 135H12L13 134ZM77 131H78V133H76ZM115 131L120 135V136L118 135L119 137L117 136ZM123 131L126 134V136L124 133H121ZM130 131L132 132V135L129 134V133H131ZM26 132L29 134H27ZM81 132L84 136L80 135ZM164 132H165V134H164ZM95 133H97V134H95ZM18 134H19V136H18ZM72 134H74V135H72ZM133 134H134V136H133ZM185 134H188L189 137H184ZM88 135H89V137H88ZM122 135L125 136V138ZM149 135H152V136H150L151 139L149 138ZM112 136H114L115 140L112 138ZM74 137H77V138L79 137V139L74 138ZM163 138H165V139H163ZM167 138H168V140H167ZM21 139L23 141H21ZM74 140H75V142H74ZM156 140H157V142H156ZM226 140H227V142H229V141L230 142L227 143ZM153 141H155V142L153 143ZM162 141H164L165 144H162L163 143ZM28 143L30 146L28 145ZM165 145H170V146H168V148H166L164 150H161ZM178 145H180V147ZM159 146H162V147L160 148ZM152 147L155 148L156 154L160 155V156L155 157L158 160L155 158L152 159L149 156L152 151L151 150L149 151L148 148L150 149ZM172 147L174 148V150ZM177 148H179V149H177ZM74 149H76V151ZM185 149H188V150H185ZM64 151L65 150H63V152ZM72 151H74V152H72ZM29 152H27V153H29ZM49 152H52L53 154L49 153ZM63 152H61L60 155H62V154L67 155L66 152H65V154ZM179 152H180V154H179ZM189 152L191 153V156L189 155ZM97 158H98V160H97ZM159 158L161 161L159 160ZM56 159L58 160V158H56ZM148 159H150V160H148ZM54 160H55V158H54ZM57 160H56V162H57ZM165 160H166V162H165ZM168 161H170V163ZM190 161L191 162L194 161V162L191 163ZM241 161L244 164L241 165V167H239L240 165H238V164ZM53 162L55 163V161H53ZM187 162H188V164H187ZM199 162L201 163L202 168L200 167ZM106 164H110V165L112 164L113 166H111V168H110L112 170H109V171L105 170L108 167ZM197 164H199V165H197ZM202 164H204V165H202ZM114 165H115V167H114ZM42 166L43 165H40L41 168H38V169L39 170L47 169L46 165H44L43 167ZM52 166H53V164H52ZM189 166L190 167L192 166V167L190 168ZM197 166H199L201 169L198 168ZM54 167L57 168L58 170L57 169L55 170ZM54 167H52L51 169L52 170L54 169V171H53L54 176L58 177L57 175H58V173H60L59 170L60 171L62 170V165L58 161V163L54 164ZM194 167L196 170L194 169ZM42 168H44V169H42ZM181 169L183 172L181 171ZM48 170H50V169H48ZM55 171H57L58 173ZM179 171H181V173ZM195 171H197L198 173H196ZM189 172H190V174H189ZM201 174H202V176H201ZM206 175H208L207 176L208 180L205 179ZM118 177H120V178H118ZM129 177H131V178H129ZM128 178L130 179L129 183L127 182ZM200 179H202L203 182ZM185 180H186V182H185ZM205 180H207V182ZM193 181H195V182L197 181L196 184ZM200 182H202V183H200ZM191 185H194V186H191ZM196 185H198V186H196ZM245 185H246V187H245ZM195 187L196 188L199 187L198 191L195 189ZM74 191L72 192V194H70L71 195L70 196L71 197L70 198L71 203H73V201L74 202L78 201V203H80V199H82L84 196H87V197L92 196L90 194H86V192H83V191H78V190H74ZM191 191H190V193H192ZM73 193H78L81 195V197H77V196L74 197V196H72V195H75ZM97 193H99V194H97ZM99 195H101L102 197L101 196L99 197ZM140 195H141L140 198L141 197L143 198L144 195L146 196L145 191L142 190ZM211 195H212V197H211ZM59 197H65V195L62 194ZM113 197H115L116 199L114 200ZM75 198H76V201H75ZM72 199H73V201H72ZM212 199H214V200H212ZM108 202L106 204L104 203L105 205L103 204V206H108V204H109ZM223 210H226L223 213L228 214V216L222 217L221 214H223V213H220V214L216 213V212H221ZM260 213H262V215ZM223 215H225V214H223ZM179 219L181 221H185L186 218L184 216H181ZM170 222L174 223L176 221L172 220ZM223 227H225V228H223ZM150 228H151V230H150V233H148V238L154 234H162L166 230L165 227H156V226L154 227L153 226ZM241 238H242V240H241ZM250 239L253 240L254 244L249 243ZM235 241H237V242L241 241V242H244L245 244L244 243L241 244L242 247H240L241 245L239 246L237 244L239 246L238 247L235 244H233V243H237ZM247 241H249V242L247 243ZM246 246L249 247L248 250H247ZM253 246H255V247H253ZM235 247L237 248V250ZM230 248H233V249H230ZM228 249H230V250L228 251ZM215 255H213L214 259L212 257L213 260H209V259H206V260H209L211 262L214 261L215 259L218 258ZM206 260L203 259V256H198V259L196 261H194V264L198 263V262H201L203 264H214V263H209Z\"/></svg>", "mask_w": 264, "mask_h": 264}]
</instances>
